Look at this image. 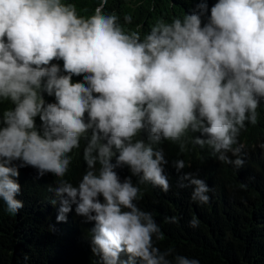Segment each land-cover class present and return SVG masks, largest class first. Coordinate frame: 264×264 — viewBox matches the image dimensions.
<instances>
[{"label":"clouds","instance_id":"1","mask_svg":"<svg viewBox=\"0 0 264 264\" xmlns=\"http://www.w3.org/2000/svg\"><path fill=\"white\" fill-rule=\"evenodd\" d=\"M187 2L194 8L144 32L125 27L131 15L122 25L105 12L108 0L86 16L67 0H0V202L10 215L24 206L19 170L31 167L56 177L58 222L75 206L93 223L98 264H200L157 246L164 234L138 207L139 185L169 191L165 141L243 166L240 134L264 115V0ZM81 150L74 185L67 175ZM180 181L193 202H210L205 180L188 172Z\"/></svg>","mask_w":264,"mask_h":264},{"label":"trees","instance_id":"2","mask_svg":"<svg viewBox=\"0 0 264 264\" xmlns=\"http://www.w3.org/2000/svg\"><path fill=\"white\" fill-rule=\"evenodd\" d=\"M67 2L74 3L78 13L86 16L100 0ZM215 2L209 0V6ZM193 8L187 0H108L105 12L118 15L122 25L123 17L131 15L132 24L125 27L143 25L142 31L147 32L157 19L170 22ZM239 140L245 145V162L240 168L218 161L209 149L198 145L189 144L185 153L167 141L159 145L168 161L165 174L170 189L164 192L151 183L140 184L142 198L136 203L151 212L160 225L164 239L156 244L161 250L171 247L177 254L198 259L200 264H264V115L258 125L242 130ZM175 160H184L181 172L173 167ZM85 167L82 150L73 153L67 179L75 185ZM19 171L18 199L23 201V208L10 215L0 202V264H98L89 242L93 223H85L75 213V206L66 221H57L59 201L49 191L55 188L56 177L48 173L38 178L31 167ZM117 171L121 178L128 175L127 169ZM188 172L205 180L212 189L208 204L191 200V186H179L180 177ZM133 182H137L136 177ZM52 199H57L56 205ZM173 216L177 218L175 223L166 222V217ZM193 217L200 220L195 229L189 226Z\"/></svg>","mask_w":264,"mask_h":264}]
</instances>
